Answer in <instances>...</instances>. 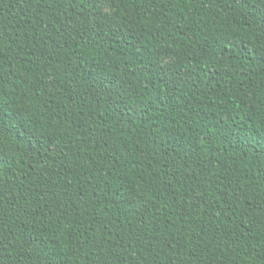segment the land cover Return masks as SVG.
I'll use <instances>...</instances> for the list:
<instances>
[{"label":"trees","instance_id":"obj_1","mask_svg":"<svg viewBox=\"0 0 264 264\" xmlns=\"http://www.w3.org/2000/svg\"><path fill=\"white\" fill-rule=\"evenodd\" d=\"M95 1L0 0V264H264V0Z\"/></svg>","mask_w":264,"mask_h":264},{"label":"rangeland","instance_id":"obj_2","mask_svg":"<svg viewBox=\"0 0 264 264\" xmlns=\"http://www.w3.org/2000/svg\"><path fill=\"white\" fill-rule=\"evenodd\" d=\"M96 8H95V13L91 17H86L85 21L88 24H92L94 18L96 15L101 12V13H110L113 11L115 4L113 0H96L95 1ZM176 62V58L168 55H161L160 56V63L163 65H174Z\"/></svg>","mask_w":264,"mask_h":264},{"label":"snow or ice","instance_id":"obj_3","mask_svg":"<svg viewBox=\"0 0 264 264\" xmlns=\"http://www.w3.org/2000/svg\"><path fill=\"white\" fill-rule=\"evenodd\" d=\"M262 18H264V13H262ZM0 125H2V122H0Z\"/></svg>","mask_w":264,"mask_h":264}]
</instances>
